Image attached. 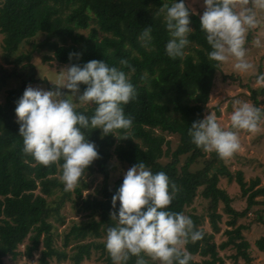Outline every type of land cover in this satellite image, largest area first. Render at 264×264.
<instances>
[{"label":"trees","instance_id":"obj_1","mask_svg":"<svg viewBox=\"0 0 264 264\" xmlns=\"http://www.w3.org/2000/svg\"><path fill=\"white\" fill-rule=\"evenodd\" d=\"M171 2L1 0L0 33L4 35L5 60L16 66L23 60L26 63L22 65L23 74L18 72L16 66L7 69L0 65V89L10 78L21 81L19 87L8 89L4 102H0V264H6L7 257L16 259L26 255L31 258L39 250L41 264H50V258L54 257L57 261L73 259L74 264H82L85 258H91L92 248L95 251L100 248L98 259L102 257L106 264H112L104 242H98L96 238L105 235L106 228L115 223L110 217V212L115 211L111 197L123 175L111 185L113 166L110 160L113 156L128 166L143 161L151 172H164L178 189L167 206L173 212L186 215L187 207L203 187L201 194L209 201L207 216L212 231L206 230L202 224L204 215L187 212L194 230L202 233L200 239L186 242V251L191 257L188 264H226L220 249L230 245L237 249V254L233 255L235 259L243 257L247 264H253L250 243L243 235L245 225L239 223L238 219L258 203L255 198L264 195V185L256 188L259 179L247 184L243 181L242 172H239L237 181L243 193H249L248 206L241 211L235 209L231 204L232 198L218 185L222 175L229 180L233 178L224 159L214 151L207 156V152L191 141L188 128L193 121L203 118L214 78L221 68L219 62L207 56L211 49L204 31L200 29L199 15L195 12L189 16L192 31L188 35L189 44L183 57L173 59L166 55L164 44L169 37L164 27L163 13L156 12ZM185 5L190 8L186 0ZM145 26H151L152 36L151 46L147 48L138 39ZM80 29H89V32L82 33ZM41 33L45 34V38L39 44L33 43V50L17 54L21 47L29 44L30 39ZM44 46L51 52L44 56L45 61L53 59L60 64H83L96 59L121 68L136 90V98L123 105L124 114L132 119L129 129L114 130L117 137L111 133L102 136L98 128L81 129L84 138L94 144L98 157L84 170L74 188L75 193L80 198L83 190L96 177H101L102 182L96 195H87L82 199L81 205L87 210L86 220L75 221L65 232V246L76 242L77 251L72 255L68 250L53 246V223L49 220L58 215L65 198H71L60 179L61 169L58 165L62 161L44 166L21 152L22 137L18 133L14 112L15 102L26 86L41 81L47 83L49 88L56 87L46 78L36 77V67L31 63L33 53ZM69 52H79L81 55L70 61ZM121 59H125L133 70L130 71L128 65H121ZM26 71L29 72L28 76ZM85 87L80 84L79 92ZM62 91L70 92L67 89ZM253 92L257 101L255 106L258 107L257 94L255 90ZM94 107L91 104L76 107L75 110L90 117ZM125 133L128 137H125ZM168 136L178 140L175 147L172 146L173 139ZM85 175L92 177L90 182L84 180ZM58 190L64 192L63 195L49 199ZM220 202H223L231 219L226 221L228 227L224 232L227 239L219 244L215 235L221 232L223 224V215L217 211ZM95 216H100V219L97 220ZM59 219L64 220L61 215ZM27 237L31 242L24 251L19 250V245ZM257 243L261 250L264 249V237ZM195 254L202 259H196ZM135 260V256H130L126 264H135ZM145 260L146 264L154 263L148 257Z\"/></svg>","mask_w":264,"mask_h":264},{"label":"clouds","instance_id":"obj_2","mask_svg":"<svg viewBox=\"0 0 264 264\" xmlns=\"http://www.w3.org/2000/svg\"><path fill=\"white\" fill-rule=\"evenodd\" d=\"M203 5L199 20L211 49L208 58L219 63L232 61V67L240 73L254 70L246 58L244 44L246 33L259 23L257 11L264 12V0H203ZM160 12L169 37L164 44L166 55L173 59L183 57L192 31L189 16L193 10L185 5V0H172L156 14ZM138 39L142 46L150 47L151 26L143 27ZM253 43L260 46L261 41ZM80 55L68 53L70 61ZM120 64L128 62L121 59ZM51 82L56 86L54 90L26 86L15 102L21 152L44 166L62 161L58 165L60 179L64 190L72 191L84 170L98 157L94 144L84 138L81 129L98 128L102 136H116L114 130L129 129L132 119L124 114L123 105L136 98V90L121 68L96 59L65 65ZM256 83L264 84V72L256 75ZM80 84L86 85L82 92ZM73 100L80 105H95L93 114L86 117L75 110ZM228 118L230 127H222L209 111L189 126L191 141L226 160L240 147L238 130L256 132L264 110L247 101L233 100ZM177 191L164 172H151L143 161L123 173L111 197L115 211L110 212V217L115 223L106 228L104 237V248L112 264H126L130 256L136 257L135 264H146L145 257L158 264H188L191 257L183 245L200 239L202 233L194 230L189 216L168 209Z\"/></svg>","mask_w":264,"mask_h":264},{"label":"rangeland","instance_id":"obj_3","mask_svg":"<svg viewBox=\"0 0 264 264\" xmlns=\"http://www.w3.org/2000/svg\"><path fill=\"white\" fill-rule=\"evenodd\" d=\"M187 4L190 8L199 15L204 11L203 0H186ZM1 5V0H0ZM257 19L259 23L253 29H250L246 33V39L244 47L246 48V58L253 64L254 70L240 73L236 71L232 67V61L220 63V71H218L215 76L214 86L211 88L209 93V99L205 104L203 110V116L207 115L208 112H212L217 117L218 123L225 128L230 127L229 121V113L232 111V102L233 100H242L247 101L250 104L255 106L254 92L255 90L258 98V107H261L264 110V84L256 83V75L261 72H264V12L257 11ZM82 33H88L89 29H80ZM102 34H104L101 31ZM100 33V34H101ZM45 38V34L41 33L34 36L29 40V44L24 45L17 51V54L22 51L27 52L33 50V43L39 44ZM260 40V46H255L253 41ZM51 40H55L52 38ZM188 51V50H187ZM51 52L48 50V47L44 46L39 50V52H34L31 63H33L36 67V77L39 79L46 78L49 83L53 84L51 81H55L59 70L67 64H60L56 60H44V56L46 54H50ZM26 63V60H23L21 64L16 66V64H10L5 60V49H4V35L0 33V65L6 67L7 69H14L16 66L18 72L20 74L24 73L22 65ZM29 72L26 71V75L28 76ZM233 75V76H231ZM21 81H17L16 79L10 78L8 79L7 84L0 89V102H4L8 89L19 87ZM54 85V84H53ZM32 87H38L41 89H52L49 88L47 83L45 82H36L30 84ZM79 95V93H77ZM72 99L71 97H68ZM75 99V97H74ZM76 107L86 106L80 105L72 101ZM257 102V101H256ZM257 104V103H256ZM91 105V104H89ZM238 138L240 147L239 149L233 153V155L224 159V162L229 167L230 171L233 174V178L229 180L227 176H220L219 186L224 189L227 194L232 198V206L237 210H245L248 206V196L249 193L244 194L241 188V184L237 181V175L239 172L243 174V181L249 184L251 181L259 179L260 182L256 186L264 185V118L259 121L258 130L256 132H248L246 130H238ZM168 138H172V136H168ZM173 139V138H172ZM178 140L176 138L173 139L172 146L175 147ZM207 156H210V152H207ZM112 167L111 173V185L123 175V173L130 167L125 163H122L118 160L116 156H113L110 160ZM90 175H85L84 180L90 182ZM102 182L101 177H96L94 181L90 182V186L83 190L82 196L77 197L75 190L73 189L70 192L71 198H65L63 205L60 206L57 216H53L49 220L53 223V240L54 247L68 250L72 255L77 251L76 242H71L68 246L64 244V235L65 232L69 229V227L74 224L75 221L86 220L87 218V210L83 209L81 205L82 199L87 195L94 196L97 194L98 189L100 188V184ZM200 188L197 196L194 201L187 207V212L195 213L197 215H204V226L206 230L212 231L211 226L209 224L207 211L209 206V201L203 198L201 194ZM64 191V190H63ZM36 192H40L37 191ZM66 192V191H65ZM64 193V192H63ZM61 191H56V193L49 197V199H57L63 195ZM258 203L252 205L251 209L247 211V214L238 219V222L245 225L243 229L244 238L249 241L250 252L253 258V264H264V249H260L257 241L264 237V195H258L255 198ZM218 212L222 213V222L221 224V232L215 235V240L217 243H221L222 241L227 239V234L224 232L228 227L226 221L231 219L230 214L225 210L223 202L219 203ZM62 216L63 221L59 219V216ZM97 220L100 219V216H95ZM103 236L96 238L98 242H104ZM31 242V239L27 237L25 241L19 245V250L24 251L26 245ZM186 243L183 245L186 250ZM43 245H41V249ZM92 256L90 259H84L82 264H106L104 258L98 259V253L100 252V248L98 251L92 248ZM237 254V249L235 246L230 245L225 249H220V255L225 259L226 264H247L246 260L243 257H238L235 259L233 255ZM41 253L40 250L37 251L33 257L29 258L26 255L19 256L16 259H12L11 257L6 258V264H41L39 262V257ZM194 257L198 260H201V256L195 254ZM50 264H74L73 259H66L57 261L54 257L50 258ZM236 261V262H235ZM153 263V261H151ZM153 264H158V262H154Z\"/></svg>","mask_w":264,"mask_h":264}]
</instances>
